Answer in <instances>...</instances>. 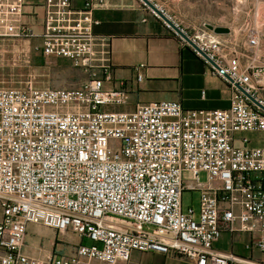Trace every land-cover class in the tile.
Listing matches in <instances>:
<instances>
[{
  "label": "built area",
  "instance_id": "obj_1",
  "mask_svg": "<svg viewBox=\"0 0 264 264\" xmlns=\"http://www.w3.org/2000/svg\"><path fill=\"white\" fill-rule=\"evenodd\" d=\"M44 3L37 34L21 20L24 0H0V36L39 38L42 55L70 60L87 79L75 88L0 87V264H115L133 251L194 264H261L214 243L223 230L239 231L255 235L246 249L264 253V147L233 145L234 133L264 132V111L235 85L264 105L258 96L264 68L228 54L215 38L189 36L194 48L174 32L229 85V107L155 101L131 112L111 110L124 101L103 88L109 65L94 62L91 12L103 0H85L79 9L71 0ZM246 44L256 49L260 35L251 33ZM143 66L135 68L137 81ZM111 138L118 143L113 152ZM184 173L192 181L187 187ZM200 173L217 183L216 195H200L195 219L192 208L182 210L181 198L196 189ZM31 223L72 231L80 241L68 255L29 257L22 247Z\"/></svg>",
  "mask_w": 264,
  "mask_h": 264
},
{
  "label": "crops",
  "instance_id": "obj_2",
  "mask_svg": "<svg viewBox=\"0 0 264 264\" xmlns=\"http://www.w3.org/2000/svg\"><path fill=\"white\" fill-rule=\"evenodd\" d=\"M24 1L21 20L39 34L46 12L45 0ZM84 1L71 0V5L79 9L83 7ZM91 17L95 21L92 26L94 62L97 65L107 64L110 69L109 79L103 80V88L118 91L123 94V101L125 97L131 101V104L121 111L131 112L138 105L155 101H179L184 109L212 110L229 107L231 94L229 85L213 74L211 67L196 57L189 46L183 45L174 31L166 28L163 20L155 17L141 0H103L102 5L92 10ZM253 52V56L245 62L256 67L258 54L257 51ZM139 65H144L140 69L143 77L137 81L135 68ZM258 96L263 98L260 94ZM251 133H234L233 145L247 148L264 147V144H251L248 137ZM236 134L240 146L235 144ZM242 138H246L247 142L243 143ZM187 176L192 183L190 176L188 174ZM261 178L264 182L263 175ZM215 185L216 182H208L207 178L201 183L198 177L194 190L198 189L200 195L203 193L215 196ZM199 205L200 197L198 207ZM239 213L237 209V215ZM30 226L31 224H28L27 228ZM233 226L238 227V222H234ZM27 237L28 234L25 233L22 251L31 257ZM254 240L255 235L223 230L214 243V248L250 256L264 264V253L254 248L251 250L245 248L246 244ZM226 242L230 244L229 249L221 248V244ZM52 252L54 251H45L39 259H45ZM256 252L259 253L258 256L255 255ZM115 264H194V261L183 256L133 251L128 260H119Z\"/></svg>",
  "mask_w": 264,
  "mask_h": 264
},
{
  "label": "rangeland",
  "instance_id": "obj_3",
  "mask_svg": "<svg viewBox=\"0 0 264 264\" xmlns=\"http://www.w3.org/2000/svg\"><path fill=\"white\" fill-rule=\"evenodd\" d=\"M150 1L161 7L189 36L215 38L223 45L225 52H236L242 62L249 60L253 51H257L256 68H264V0ZM251 33L260 35V45L253 50L246 44ZM40 42L39 38L0 36V87L75 88L87 79V75L74 67L70 60L42 55ZM258 94L264 98V90H259ZM130 104L131 101L125 97L122 105L110 109L121 111ZM235 136V144L240 146L238 134ZM248 137L251 144H264L262 133L252 132ZM108 146L113 152L118 148V143L111 138ZM198 177L201 183L206 179L204 173H200ZM183 183L185 187L190 184L186 173L183 174ZM199 197L198 189H185L182 193V210L186 212L188 207L193 208L195 219L198 217ZM26 234L31 257L38 259L47 250L54 251L58 256L68 255L80 241L72 231L60 233L41 224L31 223L29 228L26 227ZM83 242L91 243L88 239ZM229 247L228 242L221 244L223 249ZM257 254L259 253L256 252L255 255Z\"/></svg>",
  "mask_w": 264,
  "mask_h": 264
},
{
  "label": "water",
  "instance_id": "obj_4",
  "mask_svg": "<svg viewBox=\"0 0 264 264\" xmlns=\"http://www.w3.org/2000/svg\"><path fill=\"white\" fill-rule=\"evenodd\" d=\"M141 1L144 4H146L152 11H154L164 22H166L171 27V29L180 36L181 39L186 41L192 47L194 48L196 47L195 44L190 39L189 35L185 33L179 26H177L175 23L169 20L165 15H163L152 1L150 0H141ZM209 63L215 66V63L213 61H209ZM235 85L254 105H256L257 107H259L261 110L264 111L263 104H260L256 98L246 93L241 86H239L238 84Z\"/></svg>",
  "mask_w": 264,
  "mask_h": 264
}]
</instances>
